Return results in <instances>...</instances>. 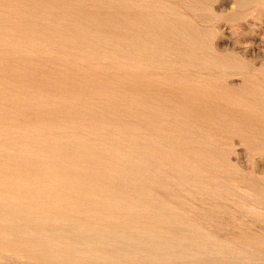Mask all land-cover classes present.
I'll return each mask as SVG.
<instances>
[{
	"label": "rangeland",
	"instance_id": "374dc122",
	"mask_svg": "<svg viewBox=\"0 0 264 264\" xmlns=\"http://www.w3.org/2000/svg\"><path fill=\"white\" fill-rule=\"evenodd\" d=\"M263 72L264 0H0V264H264Z\"/></svg>",
	"mask_w": 264,
	"mask_h": 264
},
{
	"label": "bare ground",
	"instance_id": "6f19581e",
	"mask_svg": "<svg viewBox=\"0 0 264 264\" xmlns=\"http://www.w3.org/2000/svg\"><path fill=\"white\" fill-rule=\"evenodd\" d=\"M31 15V14H30ZM128 16V15H127ZM147 22V21H146ZM155 24V23H154ZM78 28V27H77ZM68 30V29H67ZM145 31V30H144ZM148 34H150L149 32H148ZM199 36V35H198ZM201 37V36H200ZM199 38V37H198ZM242 40V39H241ZM199 67V66H198ZM197 68V67H196ZM229 72V71H228ZM264 73V72H263ZM197 74V73H196ZM206 74H207V72H206ZM233 75V74H232ZM237 77V76H236ZM242 105H243V103H241ZM240 104V105H241ZM252 109H253V107H252ZM253 114V113H252ZM256 114V113H255ZM262 122V121H261ZM146 144V143H145ZM59 171V170H58ZM57 172V171H56ZM60 172V171H59ZM68 174V173H67ZM74 174V173H73ZM118 177V176H117ZM222 179V178H221ZM51 181V180H50ZM26 184V183H25ZM233 185V187H234V184H232ZM69 188H67V190H68ZM239 189V188H238ZM244 189V188H243ZM81 190V189H80ZM250 191V190H249ZM70 192V191H69ZM81 192V191H80ZM82 194V193H81ZM245 194V193H244ZM83 196V195H82ZM263 200V199H262ZM15 206V205H14ZM60 210V209H59ZM111 210V209H110ZM85 212V211H84ZM65 214V213H64ZM63 214V215H64ZM86 214V213H85ZM101 218V217H100ZM16 220H17V218H16ZM92 225V224H91ZM22 226V225H21ZM24 226V225H23ZM26 227V226H25ZM37 228V227H36ZM52 229V228H51ZM98 231V230H97ZM121 233V232H120ZM152 233V232H151ZM186 233H188V232H186ZM55 234V233H54ZM188 235V234H187ZM43 236V235H42ZM68 236V235H67ZM84 236V235H83ZM63 237V236H62ZM73 237V236H72ZM80 237V236H79ZM85 237V236H84ZM151 237V236H150ZM45 238V237H44ZM49 238V237H48ZM54 240H56V239H54ZM69 241H70V239H69ZM71 242V241H70ZM255 242V241H254ZM193 243V242H192ZM171 244V243H170ZM195 244V243H194ZM204 244V243H203ZM257 244V243H256ZM207 245V244H206ZM205 245V246H206ZM209 245V244H208ZM194 247V246H193ZM208 248H210V247H208ZM193 249V248H192ZM207 249V248H206ZM205 249V250H206ZM148 251V250H147ZM210 251V250H209ZM206 255V254H205ZM208 255V254H207ZM179 256H181V255H179ZM185 256V255H184ZM209 256V255H208ZM182 257V256H181ZM182 258H184V257H182ZM206 258V257H205ZM187 259H189V258H187ZM226 259V258H225ZM235 259V258H234ZM203 260V259H202ZM69 261V260H68ZM219 261V260H218ZM67 262V261H66ZM191 262H192V260H191ZM194 262H195V260H194ZM183 263V262H182ZM193 263V262H192ZM223 263V262H222ZM64 264V263H63Z\"/></svg>",
	"mask_w": 264,
	"mask_h": 264
}]
</instances>
